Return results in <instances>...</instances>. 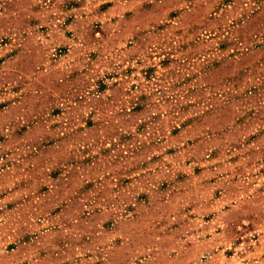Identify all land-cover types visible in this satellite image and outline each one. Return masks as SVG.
<instances>
[{
    "label": "rangeland",
    "instance_id": "obj_1",
    "mask_svg": "<svg viewBox=\"0 0 264 264\" xmlns=\"http://www.w3.org/2000/svg\"><path fill=\"white\" fill-rule=\"evenodd\" d=\"M263 190L264 0H0V264H264Z\"/></svg>",
    "mask_w": 264,
    "mask_h": 264
},
{
    "label": "crops",
    "instance_id": "obj_2",
    "mask_svg": "<svg viewBox=\"0 0 264 264\" xmlns=\"http://www.w3.org/2000/svg\"><path fill=\"white\" fill-rule=\"evenodd\" d=\"M231 164H233L231 162ZM224 180V176H220L219 178H217V180L215 181V184L217 182H223ZM231 181L233 180V177L232 179H230ZM250 183V188L248 187L249 186V183H247V191L251 190L253 188V180L252 179H249L248 181ZM235 183V182H234ZM245 191V190H244ZM219 195H213V198H212V202H211V205H205V208L206 210H210V212H213L212 213V216L209 218V220L207 222H211V221H215L217 220L220 216L222 215H226L227 213H230V212H237V210L239 209L238 208V205L235 203L231 204L232 201H230L231 199V196L229 194L231 193H226V192H218ZM245 193V192H244ZM261 195H264V190L261 191V192H258L257 193V196H256V200L257 201H261ZM247 197V196H246ZM253 197V196H252ZM250 199V198H249ZM229 203V204H228ZM228 204V205H227ZM242 206H240L241 208ZM182 244V240L180 241V245ZM236 249V248H234ZM237 254H231L228 256V259L226 260V262H231L232 259L236 256ZM239 257V256H238ZM242 258V256H241Z\"/></svg>",
    "mask_w": 264,
    "mask_h": 264
}]
</instances>
